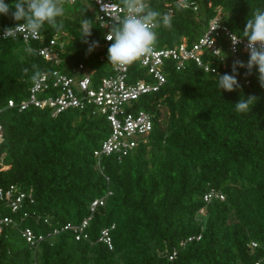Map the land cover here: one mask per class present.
Returning <instances> with one entry per match:
<instances>
[{
  "label": "trees",
  "instance_id": "1",
  "mask_svg": "<svg viewBox=\"0 0 264 264\" xmlns=\"http://www.w3.org/2000/svg\"><path fill=\"white\" fill-rule=\"evenodd\" d=\"M146 3L172 18L171 27L156 29L159 47H173L183 38L194 42L218 14L242 37L252 12L264 8V0H187L188 8L178 6L179 0ZM64 7L60 32L69 37L60 69L71 74L84 64L96 70L97 78L111 75L108 48L114 41L105 43L93 7L70 0ZM85 19L93 27L89 40L102 45L91 53L81 40ZM16 23L11 15H0L3 28ZM60 32L45 24L40 33L45 42ZM41 43L0 41V153L6 167L0 166V187L19 186L35 202H27L20 215L11 214L17 226L0 235V264H264V87L258 69L247 75L239 68L238 79L249 85L241 83L229 92L219 88L215 76L232 74L231 62L214 61L216 73L194 63L182 71L166 65V85L135 104L153 115L149 142L121 161L103 157L100 169L94 152L111 133L106 116L91 109L52 116L50 110L7 108L10 100L27 96L33 65L42 72L53 69L36 51H25ZM130 74L134 80H149L137 61ZM249 95L257 97L255 105L237 112L235 104ZM212 190L225 200L206 203ZM109 192L87 228V240L76 241L67 231L33 248L17 231L29 226L48 232L79 223L90 216L93 201ZM25 212L30 217L23 219ZM112 225L110 250L99 237ZM175 248L177 258L169 261L167 252Z\"/></svg>",
  "mask_w": 264,
  "mask_h": 264
},
{
  "label": "built area",
  "instance_id": "2",
  "mask_svg": "<svg viewBox=\"0 0 264 264\" xmlns=\"http://www.w3.org/2000/svg\"><path fill=\"white\" fill-rule=\"evenodd\" d=\"M72 4L82 2L90 4L96 12L97 21L104 30V37L110 29L126 15L122 11L120 0H70ZM183 0L184 7L189 6ZM194 11L198 12V7L194 6ZM5 28L0 24V41L11 38H20L29 46L34 42H42L41 46L35 51L46 62L52 65L51 71H44L39 82H34L30 87L27 96L21 101L10 100L7 108H17L19 112L27 111L31 108L40 110H50L52 116L61 114L67 110L87 109L98 112L107 117L111 126L110 135L103 141L101 147L95 150L94 155L98 160L97 166L101 169V159L103 157L114 156L118 160L132 154L140 146L149 142V137L154 130L153 115L144 109L135 107L136 102L141 97L159 92L167 83L166 65H173L176 70H184L188 64L194 63L206 72L216 73L214 66L216 61H220L224 66L233 64L236 60L247 63L250 54L246 48L247 40H243L236 45L233 50L230 33H234L229 26L225 24L221 14L212 18L206 27L204 33L194 42H189L183 38L179 44L173 47H159L158 36L154 51L137 62L140 67L146 71L149 80H134L130 74L131 65L115 66L112 65L113 73L106 77L97 78L96 70L84 64H79L73 69V72L66 73L60 69L62 65V55L65 51L67 33L60 32L52 39L43 42L41 33L36 39L28 38L27 42L23 34H17L14 37L3 39V30ZM238 36V35H237ZM240 37V36H239ZM243 39L242 37H240ZM105 39V43H109ZM99 45L98 48H101ZM217 49L222 50L216 51ZM225 55V58L223 59ZM209 58L208 61L205 58ZM104 61V57H101ZM215 61V62H214ZM247 70L246 68H242ZM248 71V70H247ZM238 79V77H237ZM246 86L249 81H242ZM2 110H0V114ZM3 140L2 127L0 126V141ZM111 193L106 194L101 199H96L90 205V216L79 223H69L66 226L54 227L48 232H36L29 226L20 228L22 238L31 247L36 248L41 243L52 241L63 232L70 231L75 236L76 241L87 240L89 235L87 228L94 216L96 209L103 206L105 199ZM213 199L225 200V196L215 190L210 191L204 197L206 203H210ZM34 204V199L24 192L21 187L12 185L9 188L0 187V206L10 211L12 215H20L24 210L26 203ZM0 208V235L6 228L17 226V221L11 215H7ZM205 214V209L200 211ZM23 219L30 217V214L23 213ZM44 224L51 225L48 219H44ZM115 225L104 228L100 232L99 242L107 246L110 250L114 249L112 232ZM201 236L191 237L199 240ZM253 247L257 244L253 243ZM177 249L167 252L169 261L177 258ZM166 256V254H165ZM260 264V263H257Z\"/></svg>",
  "mask_w": 264,
  "mask_h": 264
},
{
  "label": "clouds",
  "instance_id": "3",
  "mask_svg": "<svg viewBox=\"0 0 264 264\" xmlns=\"http://www.w3.org/2000/svg\"><path fill=\"white\" fill-rule=\"evenodd\" d=\"M183 0H179L178 6ZM122 11L126 12L108 32L105 39L114 41L108 48V59L115 66L132 65L142 57L152 53L157 43L156 29L162 24L164 27H171L172 18L169 14H162L158 10L151 8L146 0H120ZM65 0H12L9 4L7 0H0V15H11L17 22L13 27L3 30V39L14 37L18 33L24 35L27 42L28 38L36 39L41 30L47 24L51 29L60 32L64 28L62 18L65 15ZM92 26L89 20L81 22V40L89 45L88 52L91 53L99 46L98 41H90ZM243 39L236 33H230L233 50L236 45L243 40H247L246 48L250 58L245 63L241 60L233 62L232 74H217L216 82L220 89L235 91L242 86L237 77L239 68H246L247 75H251L254 69H258L259 81L264 87V8H256L246 21V26L240 32ZM25 51L35 54V50L26 47ZM216 51H221L217 49ZM225 58V55L223 59ZM34 74L31 79L39 82L43 72L37 65L32 66ZM27 73L28 69L25 68ZM257 97L249 95L242 98L235 104L237 112H247L255 105Z\"/></svg>",
  "mask_w": 264,
  "mask_h": 264
},
{
  "label": "rangeland",
  "instance_id": "4",
  "mask_svg": "<svg viewBox=\"0 0 264 264\" xmlns=\"http://www.w3.org/2000/svg\"><path fill=\"white\" fill-rule=\"evenodd\" d=\"M0 160H2L4 162V160H5V154L0 153ZM6 214L7 215H11L10 211H7ZM17 231L20 232L19 230H17ZM41 232H43V231H41Z\"/></svg>",
  "mask_w": 264,
  "mask_h": 264
},
{
  "label": "crops",
  "instance_id": "5",
  "mask_svg": "<svg viewBox=\"0 0 264 264\" xmlns=\"http://www.w3.org/2000/svg\"><path fill=\"white\" fill-rule=\"evenodd\" d=\"M2 160H0V166H2L3 168H6L5 166H4V162L2 161Z\"/></svg>",
  "mask_w": 264,
  "mask_h": 264
}]
</instances>
